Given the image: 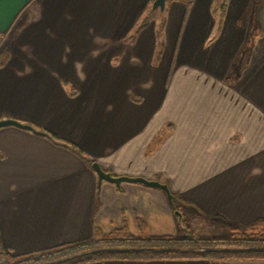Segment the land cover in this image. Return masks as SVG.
I'll return each mask as SVG.
<instances>
[{"label":"crops","instance_id":"0c3cea01","mask_svg":"<svg viewBox=\"0 0 264 264\" xmlns=\"http://www.w3.org/2000/svg\"><path fill=\"white\" fill-rule=\"evenodd\" d=\"M155 1L0 0V120L48 134L0 129L5 250L180 231L163 190L93 163L209 223L264 219V0Z\"/></svg>","mask_w":264,"mask_h":264},{"label":"trees","instance_id":"16d2710c","mask_svg":"<svg viewBox=\"0 0 264 264\" xmlns=\"http://www.w3.org/2000/svg\"><path fill=\"white\" fill-rule=\"evenodd\" d=\"M50 137L63 142L54 135ZM184 232L186 234L183 237L154 236L146 231L137 236L127 228L111 233L96 229L89 239L22 255L5 250L0 242V264H91L106 261L147 263L178 260H208L219 264L227 261H264V219H258L244 230L235 231L224 238H197L186 230Z\"/></svg>","mask_w":264,"mask_h":264},{"label":"rangeland","instance_id":"374dc122","mask_svg":"<svg viewBox=\"0 0 264 264\" xmlns=\"http://www.w3.org/2000/svg\"><path fill=\"white\" fill-rule=\"evenodd\" d=\"M1 60H3V58L0 59V61ZM168 203L170 204V213L173 220L175 219L176 221L177 220L181 221V223H179L180 231L176 229L175 234H172L177 237L185 236L186 233L184 232V230H186L189 234L197 238H224V237H228L230 234H232L235 231L244 230V228L246 227V226H237L235 224L218 222V221H210L209 223L208 221H206L205 217L200 216L195 210H191V209L187 210L183 202L182 203L179 202V200L175 196H174V202L170 203L168 200ZM133 231L134 230L132 228V232ZM192 261H198V260H192ZM204 261H207L209 264H213V262L211 261L208 260H204ZM166 262L182 263L187 261L178 260V261H166ZM228 262H232V261H227L225 263H219V264H227ZM240 262H264V261H240ZM160 263L163 262H147L146 264H160Z\"/></svg>","mask_w":264,"mask_h":264},{"label":"water","instance_id":"95a60500","mask_svg":"<svg viewBox=\"0 0 264 264\" xmlns=\"http://www.w3.org/2000/svg\"><path fill=\"white\" fill-rule=\"evenodd\" d=\"M164 5H165V0H156L153 7L155 9L158 7L160 9H164ZM7 126H14V127H18L21 129L32 131L38 135H47L48 136V134H46L45 132L37 131L32 126H30L28 124H23L20 121L12 120V119L0 120V129L3 127H7ZM92 168L96 172V174L98 175L100 183L102 181H107V182L116 184L117 186H120L122 183H125V182L144 184L145 186H148L151 188H158V189L163 190L166 193L169 202L170 203L174 202V196L170 192V190L166 184H162L158 181H149V180H146L145 178H142V177L113 176L111 173L104 171L98 163H93Z\"/></svg>","mask_w":264,"mask_h":264}]
</instances>
